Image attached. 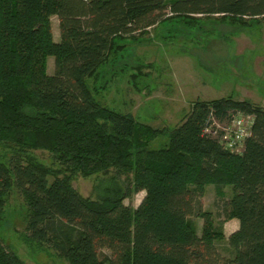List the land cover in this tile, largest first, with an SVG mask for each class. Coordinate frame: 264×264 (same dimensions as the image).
<instances>
[{"label": "trees", "instance_id": "16d2710c", "mask_svg": "<svg viewBox=\"0 0 264 264\" xmlns=\"http://www.w3.org/2000/svg\"><path fill=\"white\" fill-rule=\"evenodd\" d=\"M208 16L259 25L264 0H0V220L15 188L25 242L51 246L68 264H264L263 105L196 99L179 124L159 129L95 98L127 73L139 91L151 63L128 61V41L156 29L166 43ZM236 113L252 117L240 152L204 132L210 118L223 123ZM39 149L58 166L44 164ZM99 174L107 179L94 197L72 186L77 175ZM208 184L221 198L225 185L232 190L221 208L222 220H238L226 238L231 256L216 247L223 221L198 211V234L190 217ZM139 191L136 207L124 203ZM0 264L28 263L0 245Z\"/></svg>", "mask_w": 264, "mask_h": 264}, {"label": "rangeland", "instance_id": "374dc122", "mask_svg": "<svg viewBox=\"0 0 264 264\" xmlns=\"http://www.w3.org/2000/svg\"><path fill=\"white\" fill-rule=\"evenodd\" d=\"M199 23V30L185 31L186 34L182 33L166 43L156 37V29H150L138 43L128 41L131 56L127 60L134 62L138 58L144 63H151L150 67L143 69L148 75L137 80L139 91L128 82V73L124 77L119 76L107 90L95 96L96 100L112 109L131 112L138 121L159 129L179 124L196 99L231 95L264 106V22L242 27L208 16L202 17ZM51 29L53 38L58 41L56 16L51 18ZM52 72L53 57L49 56L47 73ZM162 139L160 137L151 142L150 148L159 146ZM33 152L44 164L58 166L49 152L40 149ZM110 176L116 177L113 172L108 178ZM104 177L107 176L77 175L72 180V186L82 196L94 197L95 186L101 179H107ZM123 178L120 176L118 180ZM231 194L230 185L224 186L222 198L217 196L214 185L204 186L197 197L196 211L190 216L198 234L204 222L197 215L198 211L209 212L216 225L223 221L225 238L216 242L221 256L232 254L226 238L236 224L230 219L222 220L221 212L222 201H226ZM143 195L144 191L133 193L125 198L124 203L136 207ZM24 211L22 195L13 188L0 220V245L11 248L28 264H68L51 246L45 244L44 248H40L25 242Z\"/></svg>", "mask_w": 264, "mask_h": 264}, {"label": "built area", "instance_id": "2783aa9c", "mask_svg": "<svg viewBox=\"0 0 264 264\" xmlns=\"http://www.w3.org/2000/svg\"><path fill=\"white\" fill-rule=\"evenodd\" d=\"M209 120L211 122L206 123L204 132L217 137L225 149L240 152L243 139L249 135L252 117L236 113L232 115L230 120L222 123V125H219V122L212 118Z\"/></svg>", "mask_w": 264, "mask_h": 264}, {"label": "crops", "instance_id": "0c3cea01", "mask_svg": "<svg viewBox=\"0 0 264 264\" xmlns=\"http://www.w3.org/2000/svg\"><path fill=\"white\" fill-rule=\"evenodd\" d=\"M205 100H206V99H205ZM229 221H231V222H233V223L236 224V227H235L234 229H232V231H234L235 229H237V227H238V220L235 219V218H232V219H230ZM232 231H231V232H232Z\"/></svg>", "mask_w": 264, "mask_h": 264}]
</instances>
